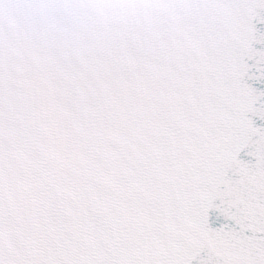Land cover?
<instances>
[{"label": "snow or ice", "instance_id": "snow-or-ice-1", "mask_svg": "<svg viewBox=\"0 0 264 264\" xmlns=\"http://www.w3.org/2000/svg\"><path fill=\"white\" fill-rule=\"evenodd\" d=\"M0 264H264V0H0Z\"/></svg>", "mask_w": 264, "mask_h": 264}]
</instances>
